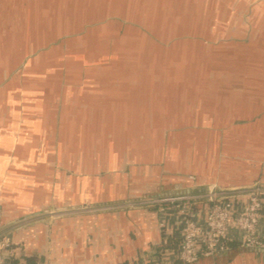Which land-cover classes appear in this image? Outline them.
I'll return each instance as SVG.
<instances>
[{
	"label": "rangeland",
	"instance_id": "obj_1",
	"mask_svg": "<svg viewBox=\"0 0 264 264\" xmlns=\"http://www.w3.org/2000/svg\"><path fill=\"white\" fill-rule=\"evenodd\" d=\"M35 11V24L42 34L52 29L55 41L20 68L21 90L35 93V100L44 97L40 78L47 72L76 74L68 90L49 95L53 103L61 95L66 103H91L114 87L122 99L127 89H148L145 112L134 105L130 113L123 101L103 107L100 126L92 124L80 139L86 152L118 167L139 163L141 153L156 163L162 153L167 169L186 162L175 168L187 169L190 179L208 171L231 181L260 171L261 178L246 187L264 190V127L243 118L247 112L235 117L225 111V117L208 107L251 106L235 105L250 93L239 86L247 82L238 80L240 72H250L264 88V61L254 66L247 57L251 64H241L256 53V37L257 47H264V0H38ZM13 16L22 25L27 21L24 12ZM11 18L5 16L7 24Z\"/></svg>",
	"mask_w": 264,
	"mask_h": 264
},
{
	"label": "crops",
	"instance_id": "obj_2",
	"mask_svg": "<svg viewBox=\"0 0 264 264\" xmlns=\"http://www.w3.org/2000/svg\"><path fill=\"white\" fill-rule=\"evenodd\" d=\"M37 2L0 0V234L10 238L12 255L8 258L20 263L31 259V264H181L176 255L182 217L174 207L165 206L160 211L152 201L177 195L176 190L190 191L178 195H200L204 192L192 191L212 183L220 188L246 187L263 174L254 171L252 177L222 181L219 175L217 179L205 171L191 174L190 179L187 169L175 168L186 162L177 161L175 167L167 169L162 166V153H158L156 163L141 153L139 163L118 167L113 160L100 162L94 152H86L80 139L89 134L86 129L92 124L100 126L98 122L107 112L103 107L110 109L123 101L130 106V113L134 105L145 112L148 89L134 94L132 88L127 89L122 99L114 87L103 94L105 99H94L92 104L72 99L66 103L62 95L60 103L56 98L53 103L49 95L68 90L76 74L47 72L40 78L44 97L35 100V93L22 91V65L35 57L37 49L55 42L52 29L42 34L43 29L35 24ZM20 12L27 18L24 25L21 18L13 16ZM8 15L12 21L7 24ZM255 40L256 53L244 56L241 64H251L247 57L254 66L264 61V47H257ZM239 76V81H247L239 86L250 93L238 97L235 105L251 106L238 109L231 106L234 104L209 102V112L225 116L228 111L235 117L237 112H247L243 118L255 119L256 127H264V88L253 83L255 77L248 71ZM112 86L107 85L109 89ZM114 121L118 122L117 118ZM84 160L92 163L83 164ZM241 203L244 201L235 202L236 210L241 209ZM206 211L204 203L195 205L196 220L203 222ZM194 264H264V251L248 250L233 241L226 252L200 258Z\"/></svg>",
	"mask_w": 264,
	"mask_h": 264
},
{
	"label": "built area",
	"instance_id": "obj_3",
	"mask_svg": "<svg viewBox=\"0 0 264 264\" xmlns=\"http://www.w3.org/2000/svg\"><path fill=\"white\" fill-rule=\"evenodd\" d=\"M213 191L194 195H174L154 199L160 211L174 207L181 215V241L176 259L181 264H194L200 258L214 257L229 249L231 242L248 250L264 251V199L260 188ZM241 203L236 210L235 202ZM204 203L203 222L196 220L195 205ZM12 255L11 241L0 234V264Z\"/></svg>",
	"mask_w": 264,
	"mask_h": 264
},
{
	"label": "water",
	"instance_id": "obj_4",
	"mask_svg": "<svg viewBox=\"0 0 264 264\" xmlns=\"http://www.w3.org/2000/svg\"><path fill=\"white\" fill-rule=\"evenodd\" d=\"M246 188H251V187H238V188H228V189H222L220 187H216L215 188V191L217 192H222L224 190L226 191H234V190H237V189H246ZM207 192V193H211L213 191V185H209V186H206L205 188H202V189H199V190H195V191H192V192ZM187 193H190V191H187V190H184V191H174V194H187Z\"/></svg>",
	"mask_w": 264,
	"mask_h": 264
},
{
	"label": "trees",
	"instance_id": "obj_5",
	"mask_svg": "<svg viewBox=\"0 0 264 264\" xmlns=\"http://www.w3.org/2000/svg\"><path fill=\"white\" fill-rule=\"evenodd\" d=\"M262 196H264V194ZM31 261H32L31 259H26L25 263H20L16 259L6 258L5 263L6 264H31Z\"/></svg>",
	"mask_w": 264,
	"mask_h": 264
}]
</instances>
